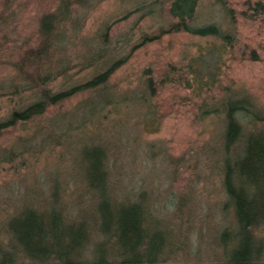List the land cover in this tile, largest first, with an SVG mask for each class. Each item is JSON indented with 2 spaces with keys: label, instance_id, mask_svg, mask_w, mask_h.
I'll return each instance as SVG.
<instances>
[{
  "label": "rangeland",
  "instance_id": "374dc122",
  "mask_svg": "<svg viewBox=\"0 0 264 264\" xmlns=\"http://www.w3.org/2000/svg\"><path fill=\"white\" fill-rule=\"evenodd\" d=\"M152 1L0 0V124L37 97L9 88L22 86L15 68L29 49L49 45L40 67L54 75L52 94L113 68L102 87L0 130V264H223L218 236L235 225L223 187L224 131L235 103L230 118L243 136L264 125V10H255L264 0L196 3L199 22L223 30L231 11V51L212 38L168 32L180 20L173 0ZM49 15L54 29L43 36ZM238 141L230 157L242 151ZM95 150L102 174L92 178ZM131 205L142 211L140 232L124 241L127 249L138 239L143 245L121 255L115 211ZM30 235L41 240L37 247ZM255 235L264 240V225ZM24 244L77 253L33 261Z\"/></svg>",
  "mask_w": 264,
  "mask_h": 264
},
{
  "label": "trees",
  "instance_id": "16d2710c",
  "mask_svg": "<svg viewBox=\"0 0 264 264\" xmlns=\"http://www.w3.org/2000/svg\"><path fill=\"white\" fill-rule=\"evenodd\" d=\"M5 5H9L12 0H3ZM154 2L156 0H153ZM152 1V3H153ZM161 1V0H157ZM216 3L223 7L226 6L225 0H215ZM198 0H173L172 13L175 17H179V21L170 24L168 26V32H187L200 37L212 38L219 42L223 49H233L237 40L234 31L235 22L231 19V11L225 9L229 18V29H221L214 24H202L199 22L200 15L195 11L196 3ZM249 3L246 4V6ZM258 9L256 11H263L264 5L257 3ZM55 15L44 16L40 23V32L48 34L54 29ZM185 18L189 20V25L183 21ZM191 23V24H190ZM163 32V29L160 33ZM148 40V38H144ZM41 44L38 50L29 49L23 54V61L20 67L15 68L19 80L23 82L19 87L13 83L10 85V90L15 94L21 92H33L36 94V98L31 104L25 105L20 109H15L10 112L7 117V121L0 124V130L14 127L18 122H25L33 118L43 115L46 108L50 106H57L83 91L84 89L95 90L106 84L109 75L113 72V68H109L102 73L97 74L90 79L85 85L75 87L67 92H61L52 94L48 89V84L54 78L50 69H41L40 64L42 58L47 54V48L49 45ZM231 51V50H229ZM119 63H117L118 65ZM116 65V66H117ZM35 68V75L29 74L28 70ZM39 71V72H38ZM1 90V88H0ZM236 104V103H235ZM228 107V121L224 131V143L226 153L228 157L223 164V187L226 195L228 196L229 205L233 208L235 216V225L233 229H224L219 234V245L222 250V262L223 264H264V240L255 235L257 229L264 225V125L261 129H255L250 131L246 136L242 135L240 126L233 121L232 114H235L236 105ZM238 110V109H237ZM231 116V118H230ZM243 142L242 151L236 149L233 151L232 157L230 152L227 151L229 147L239 141ZM236 151H239L236 153ZM94 160L89 166V175L93 178L94 174H102V168L100 164L99 152L95 150L93 152ZM92 182L93 179L89 177ZM106 203L101 204V208H105ZM100 207V206H99ZM117 221L115 219L118 235L121 238L119 242V248L121 255L134 254L139 245H143L140 240H136L132 248L127 249V243L124 239L128 238V235L134 237L140 232L141 215L142 211L138 207L131 205L129 208L121 207L115 211ZM104 224L107 223L108 215L102 214ZM110 220V219H109ZM12 230V229H11ZM104 232H108L106 226L102 227ZM14 233L15 230H13ZM69 236H72L68 232ZM116 235V236H115ZM113 236L117 238V234L113 233ZM32 247H37L41 240L33 241ZM21 253L27 259L33 261H44L48 256H55L60 261L62 256L76 255V251L71 249L64 251L65 253H55L52 251L44 250L39 252H33L30 244H24ZM150 248H147L145 256L148 258L151 256L149 252ZM158 251L155 250L154 253ZM3 264H12V260H3ZM137 261L121 260L116 264H138ZM97 264H105L103 261H98Z\"/></svg>",
  "mask_w": 264,
  "mask_h": 264
}]
</instances>
